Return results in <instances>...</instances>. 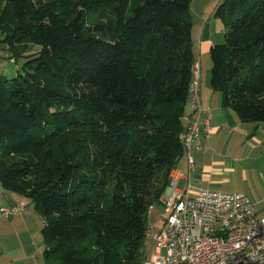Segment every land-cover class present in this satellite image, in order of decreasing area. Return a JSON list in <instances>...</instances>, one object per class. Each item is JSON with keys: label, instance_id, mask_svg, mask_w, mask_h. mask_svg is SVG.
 Returning a JSON list of instances; mask_svg holds the SVG:
<instances>
[{"label": "trees", "instance_id": "trees-1", "mask_svg": "<svg viewBox=\"0 0 264 264\" xmlns=\"http://www.w3.org/2000/svg\"><path fill=\"white\" fill-rule=\"evenodd\" d=\"M190 4L0 0V46L19 67L0 76V185L43 220L46 264L146 259L147 214L185 154ZM215 17L211 88L264 124V0H223Z\"/></svg>", "mask_w": 264, "mask_h": 264}, {"label": "built area", "instance_id": "built-area-1", "mask_svg": "<svg viewBox=\"0 0 264 264\" xmlns=\"http://www.w3.org/2000/svg\"><path fill=\"white\" fill-rule=\"evenodd\" d=\"M199 89V64L195 63L189 87L194 117L186 118L187 130L181 135L188 159L186 187L177 190V178L171 173L163 201L167 215L163 212L159 230L148 226L144 242L153 256L142 264H264V208L260 211L242 193L193 190L191 150H201L202 141L210 136L211 112L202 109ZM26 213L23 204L0 209L4 218Z\"/></svg>", "mask_w": 264, "mask_h": 264}, {"label": "crops", "instance_id": "crops-1", "mask_svg": "<svg viewBox=\"0 0 264 264\" xmlns=\"http://www.w3.org/2000/svg\"><path fill=\"white\" fill-rule=\"evenodd\" d=\"M212 24H216L217 31L223 30L224 32L221 23L214 20L210 25L204 26L205 28L200 27V30L195 32L196 46H194L193 41L196 63L199 64L200 104L202 109L211 112L209 138L202 141L201 150H197L195 147H192L191 150V156L194 160L191 178L195 191L198 189L217 191L210 188H216V185L221 184L220 181L213 179L216 173L215 168L206 164L208 155L212 157L220 149H229L239 152L240 155H246L250 160H256L260 159L261 154L264 153V124L241 123L231 109L222 107L220 93L214 92L211 88V62H209L208 56L211 46L215 43ZM202 62L204 63L203 67L201 66ZM18 69V64L11 61L9 54L0 56V76L12 78L17 74ZM187 114L190 116L188 119L194 117L190 105ZM202 121L201 118L200 123ZM185 125L188 126L187 120H185ZM172 175L177 178V190L184 191L186 187L185 177L188 175L186 154L178 162L172 171ZM167 197L168 190L165 193V199ZM251 202L257 208L259 205L264 206V198L253 199ZM20 204L25 205L26 214H18L11 218L0 216V264H46L43 258L45 247L41 231L44 224L41 217L26 199L4 191L0 185V209ZM151 225L155 228L154 224Z\"/></svg>", "mask_w": 264, "mask_h": 264}, {"label": "rangeland", "instance_id": "rangeland-1", "mask_svg": "<svg viewBox=\"0 0 264 264\" xmlns=\"http://www.w3.org/2000/svg\"><path fill=\"white\" fill-rule=\"evenodd\" d=\"M223 0H191L190 11L193 22V41L196 46L195 32H198L204 26L210 25L214 20L221 23L215 17L216 10ZM203 4V6H202ZM202 6V7H201ZM222 25V23H221ZM214 32L213 44L224 43L223 30L217 31L216 24L211 25ZM223 27V25H222ZM224 28V27H223ZM197 35V34H196ZM196 51V48H195ZM209 62H211L209 54ZM204 63H201L203 67ZM208 165L215 168L214 180L220 181V185H216L215 189L225 193H244L251 200L257 198H264V153L261 154L260 159L250 160L246 155H240L239 152L230 151L229 149L218 150L212 157L208 155L206 161ZM264 206H258L262 211ZM167 215L166 208L157 207L151 210L150 216L147 217V224L151 227L154 224V230H159L162 225L163 213ZM148 260H151L153 254L150 248L146 249Z\"/></svg>", "mask_w": 264, "mask_h": 264}]
</instances>
